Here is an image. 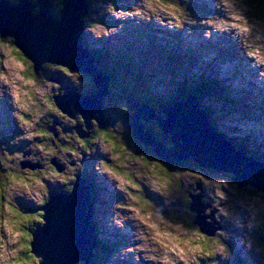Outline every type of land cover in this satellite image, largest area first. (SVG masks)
Wrapping results in <instances>:
<instances>
[{
  "label": "rangeland",
  "instance_id": "rangeland-1",
  "mask_svg": "<svg viewBox=\"0 0 264 264\" xmlns=\"http://www.w3.org/2000/svg\"><path fill=\"white\" fill-rule=\"evenodd\" d=\"M12 3H15L16 1L10 0ZM206 1V0H205ZM191 0H180V3L189 4L190 6ZM218 3V0H217ZM11 5L10 3H8ZM101 3L98 5V8L102 10V13L98 14V10H95L93 13V16H95V20L98 18H101L103 16H112L116 19H124V23L115 31L118 34L116 36H110L105 37L104 39H97L95 36H90V42L94 43L96 46H106L110 49H107L114 55V53H117L115 59H118L120 62L125 60V53H128V46L132 47L131 51V57L132 62L138 63L140 67L144 69L145 72H149L152 70L153 72V65H155V68L162 72L164 70L166 72V69H164V63H165V56L164 53L161 52V50L168 51L169 47H166L167 42V36L166 34L169 33V31H172L173 33H177L180 31L179 36V42L187 43L189 40H195L197 38H188L185 39L184 29H176L171 28L168 26L161 25L156 19L155 21L151 22L152 24L156 25L159 30L157 32V39L154 37L148 36L149 45L146 44L143 32L149 33V30L152 29L151 23L146 22L145 20L141 19L140 16H132L135 12L136 8L144 9V0H123L119 4L126 5L130 8V10L127 11H121L117 9L114 4H105ZM202 4V3H201ZM186 8L188 7L185 5ZM207 6V5H206ZM62 8V2H60V8L59 11ZM237 8L242 9L243 12L249 17L251 20V23L253 24V32L252 37H261L262 39L260 41H257V43H264V20L260 21L259 18L254 17V14L251 13V10L246 6L243 0H237ZM211 11H213V7H210ZM93 10V9H92ZM112 10H115V16L112 14ZM188 10V9H187ZM58 11V9H57ZM58 11V12H59ZM216 13L214 15H209L206 18L203 19H197L195 20L196 23H191V20H194L199 17V15H196L195 13L188 10L189 17L186 25L187 28L190 31H196L198 28H202L207 32H211L210 37V44L212 46H221L222 53L216 58L215 65H218L220 63L224 64V68L221 70V75H218V77H221L223 80L224 85L229 87V93L226 100H224V108L219 110V114L217 116L221 115L220 118L221 123L227 127H233V128H246L249 133L253 135L252 141L253 143H256L257 141H261L262 138L259 136L258 132L263 133L264 132V66L257 65V63L252 59L249 58L245 54V44H244V38L239 36L237 34L236 29H232L230 31H224L221 32L218 29H215L212 26H209L207 24H204L203 21L210 18V17H224L226 15L225 10L221 11H215ZM167 19V18H166ZM99 22H97L98 24ZM96 24V23H95ZM97 31H103L105 28L102 27L100 24L98 26H94ZM140 28V30H139ZM91 29V28H90ZM162 31V32H161ZM165 31V32H164ZM113 32V33H115ZM143 35V38L136 39L134 37L139 38L140 35ZM129 40V41H128ZM94 45V47H95ZM113 48V50L111 49ZM3 50V45H0V51ZM105 50L104 52H106ZM123 51V52H122ZM125 52V53H124ZM161 54V55H160ZM10 55V52H9ZM163 58V59H161ZM124 59V60H123ZM211 60H213L211 58ZM118 62V61H116ZM2 63V62H1ZM12 63V78L15 81L18 77L22 76L23 72L28 70V66H21L17 65L15 62ZM119 63V62H118ZM49 63H45L42 65L40 75L44 76L45 70L46 76L45 78L49 80V83L51 85H57L58 87H51L47 95L49 97H56L58 94L60 96H66L68 94L67 91H64L60 85L62 84L66 86H81L83 85L81 81L79 80L76 82L74 80L76 76V72H74V75H66L60 70H55L52 67H59L61 69H67L68 72L71 70L67 67L59 66L54 64L52 67H48ZM149 65V66H148ZM151 66V69H150ZM194 66L193 64L191 65ZM30 67V66H29ZM199 68V67H198ZM40 70V71H41ZM215 70H211V75ZM194 70L192 72V76L194 74ZM201 74V71L199 72ZM60 74V75H59ZM65 74V75H64ZM69 76V78H67ZM57 77H65L68 80L62 82L57 80ZM55 82H54V81ZM163 80L162 85H158L157 81ZM200 79L197 80V82ZM207 81V79H206ZM76 84H75V83ZM154 82L155 85L153 86V92L155 95H164L170 94L175 90V87L173 85H170L167 81L166 76H161L160 74H155L154 76ZM124 83V82H123ZM119 84V83H118ZM127 84V83H126ZM126 84H120L121 89H125ZM31 86L33 88V91L35 93L36 99L39 101L40 97L44 94L45 90L41 87H37L36 83L34 82L32 85H26L25 87ZM125 86V87H124ZM142 90V88H140ZM98 93V91H97ZM96 93V94H97ZM107 94L100 96V103H103V100L106 98ZM5 95L0 96L1 102H4ZM9 98V97H8ZM232 99L241 101V107H245V116H242L240 113V109L233 111L234 109L231 107L234 105H238V103L233 102ZM12 101V98H9V102ZM205 101V100H203ZM232 101V103H231ZM112 103V100H111ZM176 103V100L174 101ZM206 103H210L209 100L206 101ZM113 105V104H111ZM229 105V106H226ZM56 106V104H55ZM11 104L6 108V110H3L5 112L0 117V123L3 124V126L0 125V128H5L2 130V135H7V133H12V137H8L9 140V151L14 152H20L24 155V160H17L13 162L12 164H7L4 161L0 160V219H6L7 215L5 213V204L9 202V197L11 193V189L13 187H23V185H12L11 181L8 180V172L10 169L14 168L17 173H26V178L29 179V182L31 184V187L28 189L37 200V203L35 201L31 200L27 196H21L16 198V202L19 205L18 211H21L24 216L27 217H33L29 212L26 211L27 207L36 205L40 206L39 201L42 199L43 201H47L50 197V193L54 192L53 189H61L63 187L64 190L70 187L73 189L74 183L72 184V181L68 184H65L63 182V176L69 175V172H75L77 174L78 169L80 166L84 165L87 170H89V167L96 163L98 165L99 160L91 158L90 160H86V158L89 156H84L83 153L86 152V147L81 149L78 140L79 136L77 135L75 130H71L69 133H63L62 129H65L66 127H73L76 126L75 120L67 116L66 114H63L60 116V114H56L53 109L49 108L46 105H42L37 103V105L34 107V112L40 113V115H32V119L35 121V128L34 131H48L51 133L50 136L44 137V136H36L33 137L31 140L22 138L23 132L20 129V127L17 124V120L14 116L15 109L13 108ZM121 108L120 104H116L115 107H109L106 111L107 116L111 118H117L113 115L116 111H119ZM220 107H218L219 109ZM77 114H80V112L75 111V116ZM50 116H54V118H51ZM247 120H245V119ZM82 121V132L87 133L86 127L84 125L83 119L80 118ZM74 121V123L72 122ZM94 122V121H93ZM123 123V121H121ZM77 127V126H76ZM120 131V133L126 134V139L124 136H117L119 139L123 138L125 142H127L130 146L128 147V150L121 149L120 151L123 154H126L127 157H117L112 155L113 158L106 156L105 160L109 161L114 166V161L116 162L119 171H123L126 175L122 177L119 180V183H122V185L127 188L129 186L127 179V175L131 174L132 176H136L137 180L144 184L145 186V194L146 198L145 200H148L151 202L149 205V209L151 208L152 204L157 206H163L159 200H158V194L156 193L157 188L164 189L166 186L169 187V185L177 179V189L176 192H168L167 194L164 192V195L161 196L160 190H158L160 196L163 198V201L165 203V207H170L171 214H168L165 212V214L172 220H181L185 223L192 224L193 222L195 224H198L202 228L208 229L207 227H204L209 224L202 225V223L199 221V214L196 211H193L191 209V214L194 216H191L187 208L190 209L193 207V202L191 198V207L190 204V198L184 199V196L181 197V194L183 191H188L190 194L195 193V196L193 197H200V201L203 207H206L204 210V215L206 217L205 221L207 223H212L213 220H216L215 228L218 229H226V226H228L229 229H227V239L228 242L231 245V249L235 247L238 251L244 250V255L248 254L247 251V244L251 241H249L245 235H249L252 232V229H256L260 226V222L262 221V210H264V203L262 199L260 200L259 197H253L249 200H243L240 197L242 196L243 190L237 189V184L233 183V197L231 201V209H230V215L227 218H221L222 222L217 221L216 219V210L213 209L211 215L207 214V209L212 206V200L209 196V192H214L215 189H211V183L208 184L205 183V181L209 180V177L217 178V179H229L230 174L227 172H222V174L214 175L211 171L208 170L209 173L208 176H205V181L202 182L203 186H198L197 188H192V183L194 182V179H199V176L203 174L202 172H195L197 173L196 176L192 175V169H182V171H178V167L176 165H168L166 168H168L167 172H163L162 175L167 177L164 180V183H159V177L158 176H148V172L152 169L145 165L143 162V157L146 155L151 160H159L158 157H155L151 154L153 150H151V144L144 145L143 149L139 147H135L133 149V144L131 140H128L127 136H134V130L133 127L129 124H122L117 127ZM9 130H11L9 132ZM162 130V129H160ZM96 131V129H94ZM94 131L89 129L88 136L85 138H82L83 140L89 139L90 137H93ZM163 131V130H162ZM148 133V132H147ZM164 136L166 134H163ZM139 141V140H138ZM264 141V139L262 140ZM97 144H99L104 149V155H110L111 147L108 144L103 143V139L97 141ZM135 144V143H134ZM173 149L174 148V143ZM24 145V147L20 150V146ZM43 145V147H41ZM6 146L7 145H2ZM260 146L264 147V143L261 142ZM1 147V146H0ZM129 148L131 150H129ZM150 148V151L149 149ZM65 149H74V153H69L65 151ZM96 149V148H95ZM99 150L96 152H99L103 154L100 151V147H98ZM77 150L79 152H77ZM95 151V150H94ZM116 153V151H115ZM155 153V152H153ZM90 154V153H89ZM134 156H140L141 159L135 160L133 159ZM153 157V159H152ZM60 161L59 164H69L70 168L64 167V171L61 173L60 176H56L54 173L53 175H50L49 172L54 171L53 166L51 165V162L54 160ZM162 160V158H160ZM160 160V162H161ZM80 161H82V164H80ZM38 163L45 164L44 167L46 170H41L36 168V165ZM162 163V162H161ZM23 165L31 166L33 168H23ZM200 166V165H199ZM36 168V169H35ZM202 168V167H199ZM38 169V170H37ZM81 169V167H80ZM202 170V169H201ZM204 172V170H202ZM156 172H161L160 169H157ZM176 172L179 173V175H176ZM47 173V175H45ZM233 174V173H231ZM234 175V174H233ZM100 177H103L99 175V173L94 172V189L97 191L96 196V202H95V208L94 209V215L96 219V224L99 226L98 234L102 236V240L105 243H117L119 239H123L122 248L120 249L118 254H114L116 252L113 251L112 255L114 258V261L116 264H159L158 261H151L147 259L148 256L153 253L151 251V248H145L143 250L140 249V245H142V241L136 239L138 235H141L137 232L136 227H133L132 230H125V223L128 222L132 224L134 221L132 220V212L131 209L126 207H117L118 204H136V200H138V203L140 202L138 197H133V199L128 198L125 199L126 195H123V191L117 190L113 184L111 183H103L100 181ZM235 176V175H234ZM142 179H145L146 182H144ZM179 179V180H178ZM41 181L43 183H41ZM90 181V178H89ZM201 181V180H200ZM70 184V187H68ZM168 184V185H167ZM98 185V188L96 186ZM249 185H247L248 187ZM181 187V188H180ZM246 187V188H247ZM71 188L69 190H71ZM93 189V190H94ZM63 190V191H64ZM67 190V192L69 191ZM62 191V192H63ZM240 191V192H239ZM241 195H238V194ZM106 197L108 199V203L106 202ZM136 199V200H135ZM186 200V202L184 200ZM256 201V202H255ZM187 203V205H186ZM257 203V204H256ZM174 204V205H173ZM114 209H117V212L113 214ZM120 209V210H118ZM256 210V211H255ZM100 211L99 215L97 213ZM101 211L105 213V216L101 215ZM165 211V210H164ZM211 220V222H209ZM116 221H120L119 224L116 223ZM153 222H157L154 220ZM42 223V222H41ZM25 225L28 227L26 231H28L29 235L32 236V232L35 230V228L39 225V223H34L33 219H27L22 220L21 227ZM167 226V225H166ZM210 226V225H209ZM97 227V225H96ZM210 229V228H209ZM213 229V228H212ZM213 229V230H214ZM216 233V232H215ZM0 234H3V226L0 225ZM22 238H17V244L15 245H7L4 244L3 247H0V259H6L11 257L12 259H15L16 256L22 257V254L24 252H29L31 255L35 256L32 251H30V241H28L29 248L20 250L18 248L19 242ZM108 240V241H107ZM3 243V242H0ZM252 243V242H251ZM254 243H257L256 238L254 239ZM253 249L251 251L252 260L259 261L261 264H263V259L260 261L259 253H261L260 248H257L253 243ZM101 245V249H102ZM7 249V251H6ZM249 255V254H248ZM36 257V256H35ZM217 259H219L217 257ZM36 261L39 262V259L36 258ZM233 259L229 261L228 263L231 264ZM98 264L95 261L92 264ZM77 264H85L84 261H79ZM103 264V263H100Z\"/></svg>",
  "mask_w": 264,
  "mask_h": 264
},
{
  "label": "water",
  "instance_id": "water-1",
  "mask_svg": "<svg viewBox=\"0 0 264 264\" xmlns=\"http://www.w3.org/2000/svg\"><path fill=\"white\" fill-rule=\"evenodd\" d=\"M62 6L58 16L52 13L50 0H39L37 4L20 0L16 7H3L0 9V32L3 30L5 36L15 37L21 51L34 61L36 66L42 67L45 63H51L93 77L98 93L91 97L74 95L73 102L76 112L84 116L83 122L89 132L90 127L87 128L85 122L89 123L95 116L100 117L98 113L101 105L100 96L108 93V79L96 69V60L83 46L89 0H62ZM4 9L7 11V16L4 15ZM34 9H37V12H34ZM53 98L57 106H61L62 103L65 106L66 100L68 111L65 112H69L73 107L69 103V93L66 96L58 94ZM162 111L165 115L156 117L154 112L149 113L148 110L138 109L135 120L157 119L159 126L172 137L175 150L167 151L163 145L159 144L157 148L154 147L158 151V156L164 158L169 165H177L180 161L193 157L203 168L233 173L235 178L232 182L236 183L237 187L249 185L264 193V168L219 139L213 132L210 122L204 120L198 105L178 104L174 109L163 107ZM69 114H72L71 111ZM129 125L133 127L132 123ZM134 129V136L142 137L144 145L151 144L150 137L145 136L139 125L135 124ZM71 130H75L80 138L88 136V132L84 133L81 129H62V132L67 133ZM152 145L154 146V142ZM87 196L90 198L89 190L88 192L85 190L83 181L79 183L77 177L71 194L50 196L51 201L38 208L43 212L45 224L34 231L33 242L30 243L32 253L42 258L41 264H76L79 261L92 264L94 262L98 243L93 241L91 203ZM192 202L191 209L199 214L202 225H210L204 226L208 229L202 228V230L215 234L216 220L212 223L205 221L206 217L202 209L204 207L200 205V197H193ZM93 244L95 247L92 246Z\"/></svg>",
  "mask_w": 264,
  "mask_h": 264
},
{
  "label": "clouds",
  "instance_id": "clouds-1",
  "mask_svg": "<svg viewBox=\"0 0 264 264\" xmlns=\"http://www.w3.org/2000/svg\"><path fill=\"white\" fill-rule=\"evenodd\" d=\"M216 8L218 10H225L226 15L224 17H210L204 20L203 23L221 32L236 29L237 34L244 38V44L246 46L245 54L249 58H252L257 65L264 66V43H257V41H260L262 38L252 37L254 26L243 10L237 8V0H218ZM112 14L115 16V10H112ZM132 16H140L141 19L148 23H151L155 18L161 25L176 29H184L189 13L186 6L180 3V0H144V9L136 8ZM190 22L193 24L196 23L195 20H191ZM85 31L95 36L97 39H104L110 36L108 28H105L103 31H97L95 28L90 29L87 23L85 24ZM115 31V28H111V35ZM205 35L207 38H210L211 32H207ZM0 45H3V50L0 51V62H2L0 63V96H3L5 93L11 96V102L15 108L14 116L18 126L24 134L22 138L31 140L36 136H50L51 133L48 131L33 130L36 125L34 119H32L29 114L40 115V113L34 112V107L39 103L63 115L60 109L55 106V99L47 95L51 87L58 86L51 85L45 76L40 75L43 70L38 74L37 68L31 67L34 61L30 60L27 55L21 51V47L18 46L15 41V37L9 36L5 38L0 36ZM11 62H15L17 65L21 66H30L29 70L24 71L22 76L14 81L12 78ZM34 82L37 87H41L45 90L39 101L36 99L33 88L31 86L25 87L26 85H32ZM102 135L109 144H112L119 155H123L120 151L121 148H128L126 144L117 143L107 131L103 132ZM41 147H43V145H41ZM129 150L131 149L129 148ZM65 151L73 150L65 149ZM101 151H103L102 147ZM112 158L114 159V157ZM24 159L25 157L22 153H10L6 146L0 147V160L5 163L12 164L17 160L22 161ZM133 159L139 160L141 157L134 156ZM143 162L152 169L148 172V176H158L159 183L163 184L167 177L162 175V173L167 172L168 168L159 160L153 161L146 155L143 157ZM155 169H160L161 172H156ZM96 170L100 175L107 176L117 190L126 191L119 183V180L126 175L123 171L113 168L104 161L98 163ZM54 174L56 176L61 175L60 172L55 171ZM7 175L12 185H23V187H13L11 189L9 202L5 204V213L10 215H7L6 219H0V225L3 226V234H0V242L3 243H0V247H3L4 244L9 246L15 245L17 244V238H22L18 248L20 250L28 249V241L32 240V236L21 227V222L29 218L35 219V217L24 216L21 211H18L20 207L16 202V198L27 196L35 201V203H37V200L36 197L28 191L31 184L29 179L26 178V173L22 172L18 174L17 171L12 168ZM45 175H47V173H45ZM176 175H179V173L176 172ZM192 175L196 176L197 173L193 172ZM205 176H208V174H201L199 179L205 181ZM75 179V176H63V182L65 184ZM127 179L133 187H139L133 180L131 174L127 175ZM210 182H213L211 183V189L214 188L215 191L209 192L212 206L207 209V214L211 215L213 209H215L217 221L222 222V217L227 218L230 215L232 206L231 201L234 193L233 182L229 179L209 177V180L205 181V183L208 184ZM41 183L43 182L41 181ZM160 193L161 196L164 195L163 189L160 190ZM138 199L140 201L138 205L118 204L116 206L131 209V218L134 221L137 232L141 233L136 239L143 242L142 245L138 247H140L141 250L151 248V251L156 253L148 256L147 259L158 261L159 264H228V262L232 260L233 253L225 229H218L215 234H210L203 231L201 226L194 222L188 224L181 220L170 219L165 214L163 206L152 204L149 209V205L151 204L150 201L145 200L143 197H139ZM43 203L44 201L41 199L39 204ZM154 220L157 222H153ZM209 222H211V220H209ZM116 223L119 224L120 221H116ZM254 233H257V228L253 230V237L255 238ZM247 248L249 251H252L253 245L251 242L247 244ZM106 252H110L109 249H106ZM217 257L219 259H217ZM0 264H38V262L35 256L29 254L27 258L16 256L15 259L11 257L0 259Z\"/></svg>",
  "mask_w": 264,
  "mask_h": 264
},
{
  "label": "trees",
  "instance_id": "trees-1",
  "mask_svg": "<svg viewBox=\"0 0 264 264\" xmlns=\"http://www.w3.org/2000/svg\"><path fill=\"white\" fill-rule=\"evenodd\" d=\"M15 1L17 3L19 0H15ZM32 1L33 2H35V1L37 2V0H32ZM51 1H52L53 14L55 16H57L58 13H59L58 11H59V8H60V2H62V1L61 0H51ZM92 1H94L93 2L94 4L92 3V5L94 7V6L99 5L101 3L111 4V2H113V1L116 2L117 0H92ZM243 1L246 4V6L251 10V13L254 14V17L259 18L260 21L264 20V0H243ZM182 4L183 5H187V6L189 5V4H185V3H182ZM93 7H92V9H93ZM57 9H58V11H57ZM92 9H91V14L89 15V21H88V25H89L90 28H93L96 25L98 26V24H93V22H92V20L95 19V16L92 15V13H93V10ZM34 12H37V10H35ZM98 13H99V11H98ZM99 22H100V25L102 27H106V28L115 27L116 25L118 26L120 23H122L121 20L119 22H116L113 18H108V15H106L105 18H103V19L101 17V19H99ZM152 36H154V38H156V35L155 34H152ZM141 38H143V35L142 34L140 35V38H138V39H141ZM85 45L87 47L89 45L90 48H92L91 51L93 52V55H94L93 57L96 60V64H95L96 65V69L97 70H100V71H103V72L107 73V75L109 74V76L111 75L113 77V82L110 83V87L109 88L111 89V91L113 93H115L114 95H119V94L124 95L125 94V91H127V85H126V87L124 86L125 89H121L120 84H124L123 83V79L124 78H128L129 72L127 70H123L122 67H121V64L122 65H125V67L127 69L132 68L136 72L139 70L134 65V63L132 62V57H131L132 56L131 55L132 47H128V53H126L125 54V57H124L125 60L123 59L124 61H122L121 64H120V63L116 62L112 58L113 55H112V53L108 52L107 48H105V47H99L97 49H94L92 47V45H90V44L87 45L86 40H85ZM105 50H107V51L104 52ZM181 57H182V55L179 56V58H181ZM52 66L53 65H48V67H52ZM53 68L55 70L62 71L66 75H69L70 73H72L71 75H74L75 74L74 72L64 71V69H61L59 67H56V68L55 67H52V69ZM137 73L142 78H144L145 81L151 79V76L150 75H146L145 73H144L145 76H142L143 73H141V71H138ZM71 75H69V76H71ZM76 75L77 76H75L74 80L76 82H78L79 80L80 81H84V84L81 85V86H76V85H74V86H68V88H67V91L68 92H70V91H76L79 94L89 95V96L95 95L97 93V90L92 88L95 85H94V83H93V81L91 80L90 77L88 78L87 76H85L84 74H82L80 72L79 73H76ZM62 79H64V78L62 77ZM134 79H135V82H137L139 84V80L137 78H135V77H132V80H134ZM198 83L199 84L197 85V88L196 89H194V87H192V90H191V88L189 86L190 91L192 93H194V94L195 93L196 94H199L198 96H203L204 97L205 93L206 92L208 93V90H211L212 88H213V90L216 91L217 94H219L221 96H223V94L226 96L227 93H228L226 89H219L218 87H215L216 85L213 84L212 82H210L209 80L206 81V80H203V79L201 80L200 79L198 81ZM189 88L187 90H189ZM181 92H180L181 95H185L187 93L186 90H181ZM105 101H109V99L106 98ZM122 101H124V100L123 99L117 100L118 103H121ZM154 102H156L155 97H153L151 100H149L148 104H150L151 106H153L154 105ZM126 103L128 104L129 107H126V109H125V112H126L125 113V117H128L129 116L128 117L129 119H130V117L133 118L134 115H135V111H134L135 108L133 107L132 101L129 100V99H126ZM129 103H131V104L129 105ZM203 108H202L203 110L206 109L208 111L207 106H204ZM107 109H108V105H107ZM105 111H106V109H105ZM210 112H211V110H210ZM80 121H81V119H80ZM95 121L98 122L97 120H95ZM127 122H128V120H127ZM212 123H213L214 126L217 127V124H216V120L215 119L212 120ZM93 124H95V123L93 122ZM113 124H115V125H122L123 123H120L118 121H115V122H113ZM94 126H95L94 129H96V131H95L96 133H100V132L103 133L105 131H107L109 134H111V133H114V134L120 133L119 129L117 128L118 126H112L111 127V125H108V126H105L104 127L105 129H101V130H99L98 125H94ZM149 128H150L151 132H154V130H155V131H157V133H160L163 136V137L161 136V138H163V141L166 142V144H168L167 145V148L169 150L170 149H173V147H172L173 144H170L171 143V138L169 137V135H165L164 136L163 134H165V133L162 130H160V128H159L158 125L153 124V125L149 126ZM94 140L95 139L93 138L92 140H87L88 142L85 141L84 147H86V148L87 147H90L92 141H94ZM115 140L119 144L125 143L128 147L130 146L127 142H125L123 140V138H120L119 139L117 137V138H115ZM233 143H235L237 145V148L238 149L244 150V152H246L249 156H257V157L260 156V155H257L255 153L254 149L251 148L250 145L246 146V145H244V144H242L240 142H237L236 140H234ZM132 144H133L132 146H133V149H134L135 147H138L139 146L140 142L139 141H137V142L134 141V142H132ZM121 149H123V148H121ZM124 149L126 151L128 150V148H124ZM77 152H79V151L77 150ZM73 153H74V151H73ZM152 154L155 157H158L155 153H152ZM152 159H153V157H152ZM158 159H159V161L161 160L159 157H158ZM165 161L166 160L162 158L161 162L166 167L169 164H167ZM180 166H181V169H186V168L192 169V172H196L198 170H201V168H199L200 167L199 164L197 162H194V160L187 161V162H185V164H180ZM155 171H157V169H155ZM217 174H222V172H218ZM230 178L233 179V176H230ZM243 191H244L242 193L243 196H246L247 195L248 198H252L255 195H257L260 198V200L262 199V201L264 203V195L260 194L254 188H251L250 186H248L247 188L245 187L243 189ZM97 194L98 193H97L96 189H94L93 190L94 203L97 201L96 200ZM43 204H45V202ZM43 204H41L40 206H43ZM29 213L31 215H33V217H39V219H33L34 223H39L40 224L42 222L43 212L37 210V208H34ZM22 228L25 231L28 229V227H26L25 225H23ZM254 234H255V238L257 240V244L259 246L258 248L262 249L261 253L258 254L259 257H260V261H261V259H263V261H264V210H262V221L260 222V226L257 228V233H254ZM108 246H110V245L109 244H105V243L102 244L103 250L106 251V249L108 248L109 251H110V253H111L112 246H111V249ZM29 254L30 253L28 251L27 252H24L22 254V257L27 258L29 256ZM252 257L253 256L251 255V251H250L249 256L247 258L241 259V258L237 257L234 260L236 261V263L238 261V262H242V264H255V263L261 264L262 263V262L260 263L259 261L254 260V259L252 260ZM41 259L42 258H39V263H40ZM231 264H233V262ZM263 264H264V262H263Z\"/></svg>",
  "mask_w": 264,
  "mask_h": 264
},
{
  "label": "bare ground",
  "instance_id": "bare-ground-1",
  "mask_svg": "<svg viewBox=\"0 0 264 264\" xmlns=\"http://www.w3.org/2000/svg\"><path fill=\"white\" fill-rule=\"evenodd\" d=\"M88 42V40L86 39V43ZM93 48L94 49H97V48H99V47H94L93 46ZM88 51V50H87ZM89 53H91V52H89ZM175 104H177V103H175ZM91 128V127H90ZM80 138V137H79ZM195 162V161H194ZM51 165L53 166V169H55L54 171L55 172H60V173H62L63 171H64V165L62 164V165H59V164H54L53 162H51ZM37 168V167H36ZM202 169V168H201ZM54 171H51V172H49V174L50 175H53L52 173H54ZM78 177V176H77ZM76 177V178H77ZM76 181V179L74 180V182ZM70 185V184H69ZM200 187V186H199ZM96 188H98V185L96 186ZM201 188V187H200ZM243 188V187H242ZM93 189H94V185L93 184H90V185H88V190H89V194H90V203H91V213H92V224H93V231H94V235H93V241H95V243H100L101 245L103 244V243H105L103 240H102V236L100 235V234H98L99 232H98V230H99V226H98V224H96V219H95V215H94V209L95 208H93V207H95V203H94V197H93ZM241 189V188H240ZM63 189V187L61 188V189H53V191L54 192H51L50 193V196H55V195H62V196H67V195H69V194H71L72 193V191H73V189L71 188V190H69L68 192H67V190H64ZM63 191V192H62ZM190 198V197H189ZM51 201V198L49 197V199L47 200V201H44L45 202V204H43V206L44 205H47L49 202ZM189 206L191 207V198H190V204H189ZM201 209V208H200ZM202 209H206V207H204V208H202ZM118 210H120V209H118ZM117 212V209L115 210L114 209V211H113V214L114 213H116ZM44 218H42V223H40L36 228H35V230H37V229H39V228H41L42 226H44V224H45V222H44V220H43ZM216 224V223H215ZM96 225H97V227H96ZM34 230V231H35ZM34 231L32 232V239H33V233H34ZM32 241V240H31ZM30 241V242H31ZM108 241V240H107ZM33 242V241H32ZM121 242H123V239H119L118 241H117V243H111V242H109V243H105V244H110L111 246H112V252L114 251L115 252V250H116V252L114 253V254H118L119 253V251H120V249L122 248V243ZM124 243V242H123ZM92 246H94L95 247V245L93 244ZM102 250H103V248H102ZM30 251H32V249H31V243H30ZM104 251V250H103ZM108 256V255H107ZM37 259H39V258H41V257H36ZM41 262H42V259H41V261H40V263L38 262V264H41ZM85 262V261H84ZM78 263V262H77ZM76 263V264H77ZM85 264H87L86 262H85Z\"/></svg>",
  "mask_w": 264,
  "mask_h": 264
},
{
  "label": "flooded vegetation",
  "instance_id": "flooded-vegetation-1",
  "mask_svg": "<svg viewBox=\"0 0 264 264\" xmlns=\"http://www.w3.org/2000/svg\"><path fill=\"white\" fill-rule=\"evenodd\" d=\"M87 44H88V42H87ZM78 73H79V72H78ZM77 75H78V74H77ZM79 75H80V74H79ZM81 83L84 84V81H81ZM90 86H91V85H90ZM92 88H93V89H96L97 91H99V90H98V87H97L96 85H95L94 87H92ZM107 89H108V88H107ZM56 114H58V113H56ZM60 116H61V115H60ZM127 123H128V122H127ZM94 127H95V126H92L90 129L93 130ZM65 129H69V127H68V128L66 127ZM86 130H87V129H86ZM67 133H69V132H67ZM125 141H126V140H125ZM66 168L68 169V168H70V167H69V166H66ZM43 170H46L45 167H44ZM69 173H70L69 175H71V176H75V177L78 176L75 172H73V173H72V172H69ZM73 182H74V181H72V184H73ZM68 187H70V185H69ZM70 188H71V187H70ZM70 188H69V189H70ZM69 189L67 188L66 190H69ZM124 193H126V192H124ZM124 195H125V194H124ZM140 234H141V233H140Z\"/></svg>",
  "mask_w": 264,
  "mask_h": 264
},
{
  "label": "snow or ice",
  "instance_id": "snow-or-ice-1",
  "mask_svg": "<svg viewBox=\"0 0 264 264\" xmlns=\"http://www.w3.org/2000/svg\"><path fill=\"white\" fill-rule=\"evenodd\" d=\"M64 71H68L67 69H64ZM29 219H31V218H29ZM35 219H39V217H35Z\"/></svg>",
  "mask_w": 264,
  "mask_h": 264
}]
</instances>
